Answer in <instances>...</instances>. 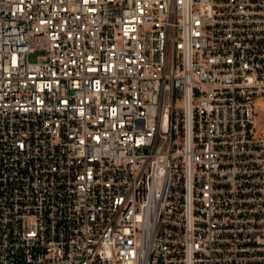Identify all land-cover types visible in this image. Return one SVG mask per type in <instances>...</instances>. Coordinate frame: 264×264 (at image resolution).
I'll use <instances>...</instances> for the list:
<instances>
[{
  "label": "built area",
  "instance_id": "2783aa9c",
  "mask_svg": "<svg viewBox=\"0 0 264 264\" xmlns=\"http://www.w3.org/2000/svg\"><path fill=\"white\" fill-rule=\"evenodd\" d=\"M264 0H0V264H264Z\"/></svg>",
  "mask_w": 264,
  "mask_h": 264
},
{
  "label": "rangeland",
  "instance_id": "374dc122",
  "mask_svg": "<svg viewBox=\"0 0 264 264\" xmlns=\"http://www.w3.org/2000/svg\"><path fill=\"white\" fill-rule=\"evenodd\" d=\"M261 125H264V120L261 121Z\"/></svg>",
  "mask_w": 264,
  "mask_h": 264
}]
</instances>
